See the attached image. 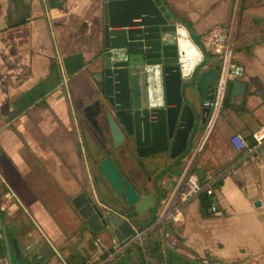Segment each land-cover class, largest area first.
Returning <instances> with one entry per match:
<instances>
[{
  "label": "crops",
  "instance_id": "0c3cea01",
  "mask_svg": "<svg viewBox=\"0 0 264 264\" xmlns=\"http://www.w3.org/2000/svg\"><path fill=\"white\" fill-rule=\"evenodd\" d=\"M229 1L161 0L201 47V70L217 71V61L198 35L210 25L225 24ZM103 2L0 0V177L18 199L0 210V258L6 257L2 229L8 239L26 247L49 245L46 236L50 264H90L114 238L107 230L91 232L70 204L81 191L115 209L112 188L92 173L102 152L91 138L87 147L78 129L80 109L100 95L93 72L102 52ZM234 7L233 0L234 57L243 65L244 94L241 99L231 96L233 83L229 85L219 119L195 163L201 181L208 173L221 174L215 192L221 213L201 208L196 197L184 206L182 222L170 226L175 246L154 228L145 234L142 247L131 244L107 264H198L205 256L206 264H264V155L256 163L237 162L240 153L229 142L233 134L250 141L251 133L264 125V0H237ZM202 126L193 127L187 149ZM105 135L108 147L109 132ZM118 149L111 148L112 158ZM144 157L143 168L152 177L142 185L138 174L118 166L142 193L157 195L151 211L138 216L132 228L152 221L162 190L168 191L180 170V159L167 152ZM5 190L0 181V196Z\"/></svg>",
  "mask_w": 264,
  "mask_h": 264
},
{
  "label": "water",
  "instance_id": "95a60500",
  "mask_svg": "<svg viewBox=\"0 0 264 264\" xmlns=\"http://www.w3.org/2000/svg\"><path fill=\"white\" fill-rule=\"evenodd\" d=\"M102 16V52L93 72L100 95L82 111L95 133L96 116L106 117L110 146L97 143L102 156L94 161L92 173L112 188L115 209L81 191L70 204L91 232L107 230L119 241L132 233L138 216L151 211L157 195L142 193L126 177L115 165L111 148L124 146L139 157L167 152L171 159L181 160L193 127L205 122V101L211 97L217 72L215 67L201 70L205 62L201 47L161 0H105ZM244 89V82L237 80L231 96L241 99ZM1 240L6 257L0 264L51 263L49 245L23 246L16 238L8 239L3 229Z\"/></svg>",
  "mask_w": 264,
  "mask_h": 264
},
{
  "label": "built area",
  "instance_id": "2783aa9c",
  "mask_svg": "<svg viewBox=\"0 0 264 264\" xmlns=\"http://www.w3.org/2000/svg\"><path fill=\"white\" fill-rule=\"evenodd\" d=\"M236 4L237 0H234L235 7ZM235 7L233 8L234 11ZM235 22V13L231 12L227 27L223 24H213L198 35L200 45L217 61V79L210 99L205 101L208 108L203 128L192 137L191 146L181 157L179 173L168 191L160 198L153 220L140 229L132 228V233L122 240L117 241L112 238L110 245L105 247L100 252L99 257L90 264H107L113 257L125 253L131 244H138L142 247L145 234L154 228L160 230L161 238L165 242L175 246L177 242L171 235L170 226L182 222L184 206L190 200L198 197L199 194H204L208 198V208L214 215L221 213L216 207L215 196L217 183L222 177L221 174L208 173L206 179L201 181L197 176L195 163L205 148L210 131L219 119L229 85L242 79L243 65L234 57L233 31L235 30ZM229 142L240 153L237 162L243 159L254 163L259 162L264 155V125L257 127L251 133L250 141L244 140L240 134H233L230 136ZM0 181L6 185L5 192L0 196V210L5 211L13 201L18 202V199L14 189L2 177H0ZM44 239L50 245L46 236ZM53 249L55 250L54 247ZM207 258L206 256L199 258L198 264H206Z\"/></svg>",
  "mask_w": 264,
  "mask_h": 264
},
{
  "label": "rangeland",
  "instance_id": "374dc122",
  "mask_svg": "<svg viewBox=\"0 0 264 264\" xmlns=\"http://www.w3.org/2000/svg\"><path fill=\"white\" fill-rule=\"evenodd\" d=\"M244 74V70H243ZM203 128V126L201 127ZM200 128V129H201ZM124 146H121L118 150V155L114 158L113 161L115 165L129 168L128 171H131L138 174L140 176V184L142 185L144 182L150 181V177H152L151 172H146L143 168L144 164L147 163V160L144 156H134L132 153L130 154ZM121 149V150H120ZM83 154V153H82ZM89 167H92V164L89 162Z\"/></svg>",
  "mask_w": 264,
  "mask_h": 264
},
{
  "label": "flooded vegetation",
  "instance_id": "af4514ba",
  "mask_svg": "<svg viewBox=\"0 0 264 264\" xmlns=\"http://www.w3.org/2000/svg\"><path fill=\"white\" fill-rule=\"evenodd\" d=\"M80 118L78 120V129L80 132L81 140L84 142V144L87 146V138H91L93 140V143L97 145V143H104L106 144V132H108V125L105 115H97V125L99 126L97 133H95L92 128L93 126L87 121L85 118V115L83 114L82 109H80ZM101 116V117H99ZM93 131V132H92ZM107 145V144H106ZM89 147V146H87ZM127 151L131 154L132 152L127 149ZM133 154V153H132ZM117 166V165H116ZM118 167V166H117ZM119 168V167H118ZM123 171V170H122Z\"/></svg>",
  "mask_w": 264,
  "mask_h": 264
},
{
  "label": "trees",
  "instance_id": "16d2710c",
  "mask_svg": "<svg viewBox=\"0 0 264 264\" xmlns=\"http://www.w3.org/2000/svg\"><path fill=\"white\" fill-rule=\"evenodd\" d=\"M240 1H241V0H240ZM225 97H226V96H225ZM224 101H225V98H224ZM198 197H200V200H202V201H201V205H200L201 208L204 209L206 206H208L209 203H208V200H207V198H206V196H205L204 194H199ZM152 220H153V219H152ZM146 224H147V222H143V224L137 225L136 228H137V229H140V228L143 227V225H146Z\"/></svg>",
  "mask_w": 264,
  "mask_h": 264
}]
</instances>
